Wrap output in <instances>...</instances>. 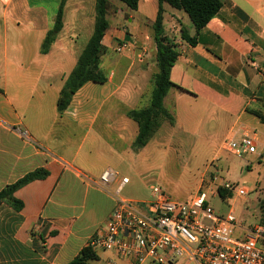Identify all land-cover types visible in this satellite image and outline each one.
Returning <instances> with one entry per match:
<instances>
[{
  "label": "crops",
  "instance_id": "0c3cea01",
  "mask_svg": "<svg viewBox=\"0 0 264 264\" xmlns=\"http://www.w3.org/2000/svg\"><path fill=\"white\" fill-rule=\"evenodd\" d=\"M107 1L98 67L105 82L85 83L60 114V90L90 38L76 40L84 23L81 10L87 6L94 21V0L64 2L62 29L46 54L41 44L61 0H0V191L35 169L48 172L13 193L21 210L0 205V264L74 260L113 210L120 180L145 169L148 152L160 148L153 137L165 125L172 138L181 131L198 140L224 139L244 125L256 131L264 154V124L248 112H264V0H220L221 9L195 46L180 39L181 27L195 34L187 15L162 4L164 33L178 53L163 99L173 124L164 121L139 150L132 147L138 127L127 114L149 105L158 3L139 0L131 10L119 0ZM122 44L118 57L111 55ZM209 116L213 136L201 127ZM106 170L116 175L101 190L90 181ZM128 183L120 191L127 200ZM94 253L89 264H130L112 252Z\"/></svg>",
  "mask_w": 264,
  "mask_h": 264
},
{
  "label": "built area",
  "instance_id": "2783aa9c",
  "mask_svg": "<svg viewBox=\"0 0 264 264\" xmlns=\"http://www.w3.org/2000/svg\"><path fill=\"white\" fill-rule=\"evenodd\" d=\"M125 47L118 45L115 51ZM258 146L256 131L244 125L232 129L221 143V148L239 159L260 157L263 151ZM115 175L106 170L97 182L82 178L106 190ZM212 182L211 196L218 195V188L237 197L248 194L245 188L219 177ZM127 183V178L120 180L113 210L86 245L91 251L112 252L130 264H264L263 225L243 227L231 211L224 217L215 216L202 189L188 200H174L162 188L151 186L147 201H132L120 196Z\"/></svg>",
  "mask_w": 264,
  "mask_h": 264
},
{
  "label": "rangeland",
  "instance_id": "374dc122",
  "mask_svg": "<svg viewBox=\"0 0 264 264\" xmlns=\"http://www.w3.org/2000/svg\"><path fill=\"white\" fill-rule=\"evenodd\" d=\"M72 3L66 7L68 13L73 9ZM81 14L84 23L76 36L79 43L91 36L94 24L93 19L87 16V6L81 10ZM107 19L111 20L108 15ZM111 55L118 57L119 54L113 51ZM213 125L209 116L207 122L201 125L203 132L213 136ZM163 127L153 137V141L160 142L161 146L156 152H148L145 169L128 171L126 174L129 181L125 189L128 200L149 199L151 186L162 188L174 200H188L198 189H202L207 193L208 205L215 216L224 217L231 211L237 223L243 227L260 224L264 214V208L260 206L264 200V154L260 157L250 155L243 159L235 158L221 149V137L211 140L188 139L187 135L177 131L172 138L169 130H166L167 126ZM214 177L245 188L248 194L241 197L231 194L232 197L227 199L217 194L211 196L208 189L212 188ZM204 223L210 224L209 221Z\"/></svg>",
  "mask_w": 264,
  "mask_h": 264
},
{
  "label": "trees",
  "instance_id": "16d2710c",
  "mask_svg": "<svg viewBox=\"0 0 264 264\" xmlns=\"http://www.w3.org/2000/svg\"><path fill=\"white\" fill-rule=\"evenodd\" d=\"M66 0H61L58 7L54 25L47 32L41 44L40 52L46 54L56 39V36L62 29L63 25V5ZM131 10H136L139 0H119ZM158 10L155 21L152 25L153 42L155 44L156 56L155 62L157 72L151 77L152 90L149 105L138 110L128 112L127 116L133 120L138 127L137 135L132 144L134 150L143 148L153 135L160 129L162 123L167 121L173 124V117L164 109L163 99L171 87L170 71L177 59L178 53L175 51V45L165 33L162 25L163 11L162 4L165 3L170 7L183 11L192 26L195 34L190 36L188 31L180 28V39L190 46L197 44V36L202 29L212 20L222 7L220 0H156ZM109 9L107 0H94V25L93 32L85 47L78 56L77 62L71 73L66 78L57 100V111L62 114L69 106L72 96L85 83H103L105 78L100 73L98 67L100 57L103 53L101 45L102 38L108 29L106 13ZM250 114L259 119L264 124V112L248 111ZM48 175L44 169L38 168L29 172L13 184L7 185L0 191V205L9 204L14 210L19 211L22 203L13 197V193L19 188L35 180H42ZM218 196L227 199L231 198V193L218 188ZM261 208H264V200L261 202ZM260 224L264 226V214L260 218ZM96 259V255L89 248H84L78 256L68 264H89Z\"/></svg>",
  "mask_w": 264,
  "mask_h": 264
}]
</instances>
